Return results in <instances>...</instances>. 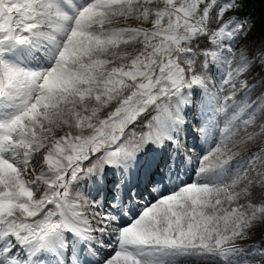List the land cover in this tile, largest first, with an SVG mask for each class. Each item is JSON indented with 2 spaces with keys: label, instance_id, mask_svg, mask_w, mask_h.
I'll use <instances>...</instances> for the list:
<instances>
[{
  "label": "snow or ice",
  "instance_id": "6c2138e0",
  "mask_svg": "<svg viewBox=\"0 0 264 264\" xmlns=\"http://www.w3.org/2000/svg\"><path fill=\"white\" fill-rule=\"evenodd\" d=\"M242 6L0 0V264H264Z\"/></svg>",
  "mask_w": 264,
  "mask_h": 264
},
{
  "label": "trees",
  "instance_id": "16d2710c",
  "mask_svg": "<svg viewBox=\"0 0 264 264\" xmlns=\"http://www.w3.org/2000/svg\"><path fill=\"white\" fill-rule=\"evenodd\" d=\"M241 13H246L254 18L256 29L264 37V0H242Z\"/></svg>",
  "mask_w": 264,
  "mask_h": 264
},
{
  "label": "rangeland",
  "instance_id": "374dc122",
  "mask_svg": "<svg viewBox=\"0 0 264 264\" xmlns=\"http://www.w3.org/2000/svg\"><path fill=\"white\" fill-rule=\"evenodd\" d=\"M231 14L232 13H229V15H231ZM258 32H259V30H257V29L255 30V26H254L253 31L249 36V42H254L256 47H259V43H260V40L258 39V36H259ZM257 95H259V93H257ZM253 99H255V96L253 97Z\"/></svg>",
  "mask_w": 264,
  "mask_h": 264
}]
</instances>
